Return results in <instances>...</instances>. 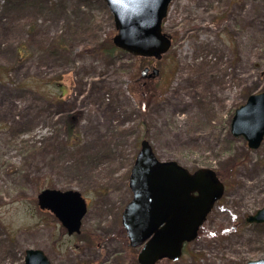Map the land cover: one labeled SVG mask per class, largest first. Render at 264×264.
<instances>
[{"label":"rangeland","instance_id":"rangeland-1","mask_svg":"<svg viewBox=\"0 0 264 264\" xmlns=\"http://www.w3.org/2000/svg\"><path fill=\"white\" fill-rule=\"evenodd\" d=\"M167 11L172 45L155 61L97 50L115 33L101 0H0V264H24L31 248L51 264H137L120 214L143 138L160 160L225 174L198 236L159 264L264 258V224L245 220L264 205V138L249 148L229 125L264 91V0H173ZM148 66L159 76L143 99ZM49 187L84 196L80 233L38 208Z\"/></svg>","mask_w":264,"mask_h":264},{"label":"water","instance_id":"water-1","mask_svg":"<svg viewBox=\"0 0 264 264\" xmlns=\"http://www.w3.org/2000/svg\"><path fill=\"white\" fill-rule=\"evenodd\" d=\"M112 13L115 33L112 44L134 56L160 58L171 46L170 36L161 31L162 19L172 0H102ZM141 70L147 78L158 75L153 67ZM230 121L233 136H243L256 149L264 137V91L250 94L235 109ZM128 178L131 198L121 211V226L130 247L138 248L139 264H156L161 259L180 258L184 243L190 242L224 185L211 168L190 171L177 161L158 160L147 139H142ZM39 208L51 211L67 229L79 232L86 213L85 199L76 190L43 189L36 196ZM264 224V205L246 218ZM24 264H50L43 250L27 249ZM246 264H264V258Z\"/></svg>","mask_w":264,"mask_h":264},{"label":"trees","instance_id":"trees-1","mask_svg":"<svg viewBox=\"0 0 264 264\" xmlns=\"http://www.w3.org/2000/svg\"><path fill=\"white\" fill-rule=\"evenodd\" d=\"M97 50H100L101 52L105 53L108 56H113L115 53H117L118 51H120L119 49L115 48L114 45L111 44L110 40L107 39V41L104 42H100L96 45ZM96 50V49H95ZM147 80H145V82L141 83V92H140V97H142L143 99H150V95L148 94L149 90H147ZM145 84V85H144ZM152 98V97H151ZM72 121H68V124L70 125ZM218 176L221 175L222 178L225 177V174L223 172H219L217 173ZM40 188V187H39ZM122 230V228H121ZM167 261V260H165ZM159 264V263H158Z\"/></svg>","mask_w":264,"mask_h":264}]
</instances>
